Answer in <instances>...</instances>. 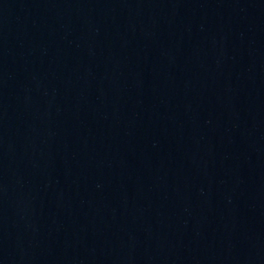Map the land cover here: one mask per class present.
Returning a JSON list of instances; mask_svg holds the SVG:
<instances>
[{
    "label": "water",
    "instance_id": "obj_1",
    "mask_svg": "<svg viewBox=\"0 0 264 264\" xmlns=\"http://www.w3.org/2000/svg\"><path fill=\"white\" fill-rule=\"evenodd\" d=\"M0 264H264V0H0Z\"/></svg>",
    "mask_w": 264,
    "mask_h": 264
}]
</instances>
